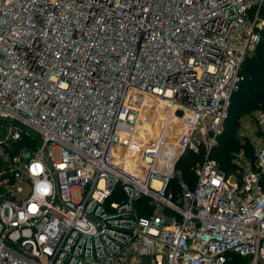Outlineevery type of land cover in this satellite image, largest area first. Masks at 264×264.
I'll use <instances>...</instances> for the list:
<instances>
[{"label": "built area", "instance_id": "obj_1", "mask_svg": "<svg viewBox=\"0 0 264 264\" xmlns=\"http://www.w3.org/2000/svg\"><path fill=\"white\" fill-rule=\"evenodd\" d=\"M262 10L0 0V264H264V116L253 167L209 156Z\"/></svg>", "mask_w": 264, "mask_h": 264}, {"label": "trees", "instance_id": "obj_2", "mask_svg": "<svg viewBox=\"0 0 264 264\" xmlns=\"http://www.w3.org/2000/svg\"><path fill=\"white\" fill-rule=\"evenodd\" d=\"M264 18V10L261 11ZM240 81L237 91L230 99L227 117L222 131L217 136L211 149L210 158L219 163L222 172L233 170L230 153L237 150L239 145L234 138V132L239 118L253 111H264V30L261 31V41L245 57L240 71ZM249 152L248 146L245 147ZM203 151L199 154L186 153L176 164L179 177L189 188L195 183V176L191 166L203 160Z\"/></svg>", "mask_w": 264, "mask_h": 264}, {"label": "rangeland", "instance_id": "obj_3", "mask_svg": "<svg viewBox=\"0 0 264 264\" xmlns=\"http://www.w3.org/2000/svg\"><path fill=\"white\" fill-rule=\"evenodd\" d=\"M141 98L145 101L151 100L152 102H154L150 104L152 106V109L151 107H149V109L151 110V112H154L155 116L158 115L159 110H161L160 112H162V109L160 107H157L158 105H156V100L153 97L141 95ZM145 114L141 111L140 117L144 118ZM258 116H264V111L256 110L239 118L236 130L234 132V138L237 141L239 147L237 150L230 153L234 168L232 171L228 172V174H235L237 171L240 172L241 170L249 166L253 167L255 158V145L261 141L262 137ZM246 146H248L249 152L246 151ZM195 164H193L191 168H193ZM217 164L219 165L218 162ZM23 189H26V187L23 186ZM72 198L73 200H77L78 194L76 192H73Z\"/></svg>", "mask_w": 264, "mask_h": 264}, {"label": "bare ground", "instance_id": "obj_4", "mask_svg": "<svg viewBox=\"0 0 264 264\" xmlns=\"http://www.w3.org/2000/svg\"><path fill=\"white\" fill-rule=\"evenodd\" d=\"M136 99H137V103H138L139 105L141 104V102H143L142 99H139V97H137ZM149 103H151V102L149 101ZM152 103H154V102H152ZM146 121H147V120H146ZM140 130H141L142 132H146V129H145V127H143V126H140Z\"/></svg>", "mask_w": 264, "mask_h": 264}]
</instances>
